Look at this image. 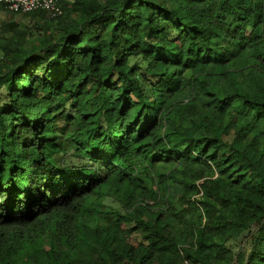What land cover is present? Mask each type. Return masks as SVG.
Listing matches in <instances>:
<instances>
[{
    "label": "trees",
    "instance_id": "obj_1",
    "mask_svg": "<svg viewBox=\"0 0 264 264\" xmlns=\"http://www.w3.org/2000/svg\"><path fill=\"white\" fill-rule=\"evenodd\" d=\"M59 7L0 25V264H264V0Z\"/></svg>",
    "mask_w": 264,
    "mask_h": 264
},
{
    "label": "built area",
    "instance_id": "obj_2",
    "mask_svg": "<svg viewBox=\"0 0 264 264\" xmlns=\"http://www.w3.org/2000/svg\"><path fill=\"white\" fill-rule=\"evenodd\" d=\"M60 0H0L2 6L8 12L28 13L42 11L49 17L58 16L61 13Z\"/></svg>",
    "mask_w": 264,
    "mask_h": 264
},
{
    "label": "rangeland",
    "instance_id": "obj_3",
    "mask_svg": "<svg viewBox=\"0 0 264 264\" xmlns=\"http://www.w3.org/2000/svg\"><path fill=\"white\" fill-rule=\"evenodd\" d=\"M10 20L14 22H18V23H26L27 25H29L28 18H25L24 16H22L21 13L11 14L6 10L0 9V25ZM229 247L231 248L233 252H236L239 247V242L230 243Z\"/></svg>",
    "mask_w": 264,
    "mask_h": 264
}]
</instances>
